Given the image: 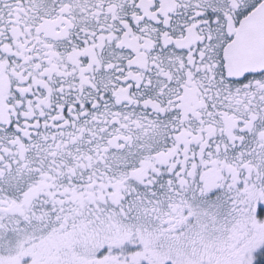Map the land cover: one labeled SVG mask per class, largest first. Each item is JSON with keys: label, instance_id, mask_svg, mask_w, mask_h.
Segmentation results:
<instances>
[{"label": "flooded vegetation", "instance_id": "obj_1", "mask_svg": "<svg viewBox=\"0 0 264 264\" xmlns=\"http://www.w3.org/2000/svg\"><path fill=\"white\" fill-rule=\"evenodd\" d=\"M263 3L0 0V264L70 232L264 263V68L229 72Z\"/></svg>", "mask_w": 264, "mask_h": 264}, {"label": "rangeland", "instance_id": "obj_2", "mask_svg": "<svg viewBox=\"0 0 264 264\" xmlns=\"http://www.w3.org/2000/svg\"><path fill=\"white\" fill-rule=\"evenodd\" d=\"M68 236V239H60L59 236H52L50 240L47 239L48 241L32 243L27 250L22 247V243L20 242L18 247L20 252L18 251V258L16 259L17 263L24 259H28V261L23 264H146L143 255H140V253L138 255L136 254L138 252H135L134 246H128L123 250L108 248L102 256L98 257L94 256L95 254H89V249L85 250L86 253L78 255L74 251V248H72L75 232H70ZM24 241L26 240L24 239ZM63 246L66 250L62 253H58ZM143 252L145 253L146 249ZM149 255H151V259L149 260L151 262H148L149 264H164L169 260L170 264H248L247 257L233 262L230 260H219L220 258H209L201 261L195 257L188 259H180L177 257L176 260H171L172 257H168L165 252L160 254L151 252ZM5 264L10 263L8 262Z\"/></svg>", "mask_w": 264, "mask_h": 264}, {"label": "water", "instance_id": "obj_3", "mask_svg": "<svg viewBox=\"0 0 264 264\" xmlns=\"http://www.w3.org/2000/svg\"><path fill=\"white\" fill-rule=\"evenodd\" d=\"M243 38L249 44L243 48L241 54L246 56L239 66L240 68L230 69V73H249L260 71L264 68V3L257 7L240 25L238 39ZM236 42L226 51L229 53L236 46ZM238 45V44H237ZM239 61V60H238Z\"/></svg>", "mask_w": 264, "mask_h": 264}, {"label": "trees", "instance_id": "obj_4", "mask_svg": "<svg viewBox=\"0 0 264 264\" xmlns=\"http://www.w3.org/2000/svg\"><path fill=\"white\" fill-rule=\"evenodd\" d=\"M262 264H264V263H262Z\"/></svg>", "mask_w": 264, "mask_h": 264}]
</instances>
